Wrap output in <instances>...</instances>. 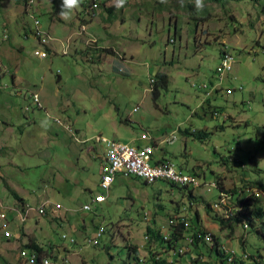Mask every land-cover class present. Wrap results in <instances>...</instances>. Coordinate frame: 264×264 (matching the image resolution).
Here are the masks:
<instances>
[{
	"label": "rangeland",
	"instance_id": "obj_1",
	"mask_svg": "<svg viewBox=\"0 0 264 264\" xmlns=\"http://www.w3.org/2000/svg\"><path fill=\"white\" fill-rule=\"evenodd\" d=\"M85 1L90 0L69 8L63 0H34L31 7L22 0H0V132L7 125L13 130L4 139L0 135L1 144L8 147L0 153V171L31 207L45 200L51 203L45 215L41 216L47 205L37 208L38 215L25 213L23 224L16 216L20 223L9 225L14 216L9 208L15 201L0 179V264H32L26 261L28 252L26 260H16L27 243L24 229L39 241L69 247L73 254L64 263L60 252L46 264H135L127 248L143 244L137 250L138 258L144 256L141 263L153 252L165 264H173L169 255L149 245L157 242L147 228L160 233L153 227L166 224L168 241L175 223L172 216L192 226L197 225L195 213L198 229L207 230L203 224L218 226L206 204L214 207L220 202L221 194L214 189L219 175L227 191L248 181L257 190L264 185V0H124L123 5L120 0H95L110 12L97 7L91 18L83 14ZM33 18L49 37L45 60L33 56L40 47L33 36ZM83 20L88 22L86 33L80 34ZM226 49L233 64L220 82V52ZM158 73L167 75L169 82L153 99L150 82ZM202 85L208 86L209 97L199 89ZM39 88L41 109L31 98ZM206 99L217 117H211ZM185 129L206 130L209 135L200 141L179 132ZM146 134L158 145L155 158L166 157L183 173L197 177L200 186L191 190L194 200H187L188 191L162 181L143 185L119 176L106 200L93 204L96 195L105 194L99 187L104 150L97 138L134 145ZM172 134L173 143H161ZM245 192L257 199L254 208L261 211H253V220L261 228L264 192ZM230 202L231 198L232 208ZM85 204L90 211H82ZM54 206L59 210L53 211ZM55 212L67 213L75 227L84 222L85 239L94 237L99 227L105 232L96 246L83 244L74 227L49 221ZM232 229L231 235L228 230H212L225 259L230 246L237 254L264 261V239L255 229L244 230L240 223H232ZM3 231L20 238L6 241L9 232L7 236ZM62 234L75 243L62 240ZM208 248L201 246L200 253L206 256Z\"/></svg>",
	"mask_w": 264,
	"mask_h": 264
},
{
	"label": "built area",
	"instance_id": "obj_2",
	"mask_svg": "<svg viewBox=\"0 0 264 264\" xmlns=\"http://www.w3.org/2000/svg\"><path fill=\"white\" fill-rule=\"evenodd\" d=\"M34 4V0H25V6L31 7ZM98 6L95 4H85V7L83 9V14H90V18L95 15V9ZM32 17V16H31ZM33 25H34V31L33 36L37 39L38 44L40 45L39 48L34 49L33 56L39 59H45L49 56V51L47 49V44L49 42V37L44 36V31L40 29V24L37 19L33 18ZM86 25L87 24H81L80 28V34L86 33ZM92 37V36H91ZM7 39L4 36V40ZM86 46V45H85ZM97 48V45H94V48ZM64 55L67 54V50L62 51ZM233 64V56L232 54L226 50L221 51V64L218 65L219 68H221V78H217L218 81H222V75L223 73H229L232 69ZM154 81L151 80L150 85ZM199 89L205 91V97H209L211 95L210 91L208 90L207 85L199 86ZM33 104L37 108H42V105L40 104L39 98L37 94H32L31 96ZM27 109V108H26ZM214 117L218 116V113L215 112ZM226 118V117H224ZM57 123H60L57 121ZM176 137L174 135V138H166L164 139V143H173L175 141ZM97 142L102 144L104 148V158L101 163L100 167V181H99V187L101 190L105 192V194H98L92 199L93 204H100L103 203L106 200V196L111 188V185L115 181V179L118 176H122L125 178H135L143 181L147 185H152L158 181H162L174 186L178 187H190L193 188L192 185V178H197L195 175H189L183 173L182 170H179L175 167V165L170 162H161L160 164H152V167H144V160H152V153H153V147L151 145L143 146L141 148L134 147L130 144L122 143L115 140H108L106 138H97ZM109 144H126V152L124 154H117V159H109L108 156V145ZM213 187L208 188V191L211 190ZM243 190V189H242ZM240 191V190H238ZM237 191V193H238ZM227 198H234L232 194H229L227 190L224 191V201L223 206L227 207ZM50 207V204L45 207L46 209ZM58 207H55L57 209ZM90 205L85 204L82 206V211H90ZM211 210L218 214L219 209H214L211 205ZM16 216H23V223L25 222V213H31L35 212L36 209H30L29 204L22 205L18 211H12ZM237 212V209L235 210ZM234 213H230V216L233 217L235 215ZM4 213V212H3ZM45 214H41L43 216ZM145 219L148 217V213L145 212ZM242 228L244 230H248L244 225H242ZM174 228V227H173ZM105 232V229L103 227H99L95 236L89 239L83 240V244L86 245H92L96 246L98 239L102 236V234ZM161 236L162 240L167 241V235H165V225L161 226ZM195 236L200 238L201 242L206 244V235L204 233L199 234L197 233ZM13 235L9 233V237L7 239L12 238ZM61 239L64 241H68L70 244L75 243V239L68 237L66 234L61 235ZM145 241H148V237L146 236ZM195 242L194 235H189V241H180L175 249L170 253L172 257H178L180 255H184L189 251H183V243H191V248L193 247V244ZM207 245V244H206ZM211 247V245H207ZM250 255H247L245 253L237 254L233 248L228 246V259L224 260V263L231 264L232 262H236L237 259H245V264H255L260 263L264 264V261H261L257 256H252V259L249 258ZM28 258H31L34 262L36 261L35 256L29 255ZM159 258L154 257V260H158ZM173 259V258H171ZM48 260V258H47ZM138 263H141V260H138ZM40 264H46V263H40Z\"/></svg>",
	"mask_w": 264,
	"mask_h": 264
},
{
	"label": "trees",
	"instance_id": "obj_3",
	"mask_svg": "<svg viewBox=\"0 0 264 264\" xmlns=\"http://www.w3.org/2000/svg\"><path fill=\"white\" fill-rule=\"evenodd\" d=\"M25 2V0H22ZM213 1V0H210ZM216 1V0H215ZM86 2L90 3V4H96L98 7H102L104 8L107 12H110L109 9L105 8L104 5L100 2L97 3L95 0H90V1H85L82 5L83 7H85ZM87 23L85 20H83V24ZM97 43V42H96ZM95 43V44H96ZM221 55V52H220ZM154 82L151 84V94H152V98L153 99H157L159 96V92L160 89H167L168 86V77L165 74H161L158 73L156 75V79L153 80ZM207 106L208 109H210V114L211 117H214V113L217 111L216 109H212L208 103V100L206 99L204 101ZM183 135H188L193 137L194 139L200 140V141H205L208 138V132L206 130H191V129H185L183 131H180ZM245 180V179H243ZM247 181V180H245ZM215 185L217 189L218 193L220 192L221 195H224V191L227 190L224 188L223 185V178H220L219 176H217L216 181H215ZM249 185H241V187H235V189L232 190H228L227 192L229 194H232L234 198H231V202L230 205L232 208L229 207V204H227L226 206H223L221 208H219L218 210V214L214 213L211 210V205L210 204H206V212L212 216V218L214 219V222H216L219 226V230L223 231V230H228L229 235L232 234L233 229H232V223H240V224H247L248 228L247 229H255L256 233L262 237L264 239V226L261 228H256L254 226V222L255 220H253V214H254V210H256L255 204L253 203L254 201H256L257 199H255V196H249V194H247L245 192L246 189H250V190H255L256 188L253 187L252 185H250V182H247ZM244 184V183H243ZM171 185V184H170ZM174 186V185H171ZM180 190H184V191H188V193L186 194V198L187 200H189L191 202V200H194L193 198V193H192V189L190 187H178V186H174ZM247 187V188H246ZM260 188L258 189L261 192H264V185H260ZM246 188V189H245ZM243 189V190H242ZM245 189V190H244ZM240 190V191H238ZM9 193L11 194V196L17 200V205L16 206H22L24 204V200H22L21 198L18 197V195L11 189H8ZM238 191V193H237ZM230 198H228L229 201ZM234 204V205H233ZM158 207H161L160 205H158ZM214 208V207H213ZM215 209V208H214ZM237 209V212H235V210ZM253 209V210H252ZM228 211V218L226 217V213ZM257 213L255 215H258L260 213V209L258 208ZM173 212L177 213V210L174 209ZM235 215L233 217L230 216V213H234ZM212 213V214H211ZM175 217L174 221V226H172L171 230V236H170V240L168 241H164L162 240V236H161V232H155L150 228L146 229L147 234L150 236V239L159 243V246L162 247V252H165L167 255H169V258H175L172 257L170 255V253L175 249V247L177 246V244L180 241H186L188 239V236L190 234L194 235V239L195 242L193 244V249H200L201 246L206 245L204 243H200L201 240L200 238H198L197 236H195L197 233L202 234L204 233L205 235V230H200L198 229L197 225H192L190 226L188 224L187 221L184 222V218L183 217H178L177 216H172ZM194 220L196 221V223L198 222V215L195 213L194 214ZM172 224V222H171ZM244 225V224H243ZM245 226V225H244ZM174 227V228H173ZM207 231V230H206ZM212 233V232H211ZM207 235V234H206ZM213 236H211V243L210 244L212 249L216 250V257H217V263L220 264H225L224 260V253L223 251L220 249L221 248V244L219 243L218 238L215 236V234H212ZM20 236V235H19ZM242 245H243V240H242ZM185 244V243H184ZM209 245V244H207ZM23 248L21 249V253L25 251H28L29 255L35 256L36 261L34 262L31 258H29V260H26V256L24 257V259L32 264H40V263H44V261L47 259L44 257H48V250H45V247L41 246L40 244L36 243L33 239H28L27 243H25L23 246ZM129 253H132V251L134 252L135 258L134 260L136 262H138V258H137V252H136V247H129L127 248ZM160 251V252H161ZM151 257H149L148 261L152 262V264H165L164 260H154V253L150 252ZM181 256V255H180ZM197 257H195L194 259L190 260L187 264H208L207 261H205L203 259V257H201V254H196ZM156 257V256H155ZM178 258V257H177ZM250 259H252V256L249 257ZM141 260V259H139ZM173 261H176V259H173ZM21 262V260H20ZM48 262V261H47ZM174 263V262H173ZM231 264H245L243 259H237L236 262H232ZM255 264H260V263H255Z\"/></svg>",
	"mask_w": 264,
	"mask_h": 264
},
{
	"label": "crops",
	"instance_id": "obj_4",
	"mask_svg": "<svg viewBox=\"0 0 264 264\" xmlns=\"http://www.w3.org/2000/svg\"><path fill=\"white\" fill-rule=\"evenodd\" d=\"M103 4V3H102ZM105 7H106V5L105 4H103ZM79 16V15H78ZM79 19V18H78ZM88 23V22H87ZM87 23H85V24H87ZM97 39H99V38H96V40ZM100 40V39H99ZM97 41H95L94 43H96ZM98 48H100V49H102L100 46H97ZM47 49L49 50V48L47 47ZM103 49H106V48H103ZM39 59V58H38ZM45 59H47V58H45ZM45 59H43V60H45ZM39 60H42V59H39ZM15 77H13V82H14V84H15ZM40 89V88H39ZM42 92V89H40V91H35L34 93H32V94H37L38 95V98H39V101H40V94H42L41 93ZM6 110L7 111H9V113H11L10 112V108H8V106H6ZM12 120V119H11ZM8 133L10 136H11V134H13V130H12V128L9 126V125H7L6 126V129L4 130V131H2V132H0V135L2 136L3 135V139H4V134L5 133ZM172 137H174V135L172 134ZM171 137V138H172ZM169 138V137H168ZM150 142V143H149ZM152 143V144H151ZM161 143H164V139L161 141ZM126 144H128V143H126ZM126 144H124V145H126ZM148 145H151L152 147H153V152H154V150H156V148H157V143H155L154 142V140L152 141V138H150V136L148 135V134H146L145 135V137H141L140 138V142H138L137 144L135 143L134 145H132V146H134V147H139V148H141V147H143V146H148ZM8 149V147L5 145V144H1V142H0V153L3 151V149ZM92 149H94L93 147H91ZM102 148V150H104V148H103V146L101 147ZM108 152H109V148H108ZM103 158H104V153H103V156H102V161H103ZM102 161H101V163H102ZM166 161H169V159L168 158H166V157H161V158H155L154 156H153V153H152V160H151V162H150V164L152 165H155V164H160L161 162H166ZM3 167V165H1V163H0V170H1V168ZM179 170H182L181 168L179 169ZM99 174H100V172H99ZM119 177V176H118ZM204 177V176H203ZM219 177L220 178H222L220 175H219ZM0 179H3L2 178V173H1V171H0ZM131 179H134V180H136V181H139L141 184H143V185H147V184H145L143 181H141V180H139V179H135V178H131ZM195 179V178H194ZM4 180V179H3ZM5 181V180H4ZM6 182V189H7V191H8V189H11V190H13L17 195H18V197L19 198H21L22 200H24L20 195H19V193L15 190V189H13L12 187H11V185H9V183L7 182V181H5ZM223 185H224V188L225 189H228L227 188V186L224 184V178H223ZM229 187V186H228ZM247 190V189H246ZM245 190V191H246ZM256 191H259V190H252V192L254 193V192H256ZM9 192V191H8ZM261 192V191H260ZM262 193V192H261ZM217 195H218V192H217ZM249 196H252V193H250L249 194ZM106 198H107V196H106ZM14 199V198H13ZM14 205H13V207L12 208H9V210H11V211H18V209L20 208V206H16L17 205V200H15L14 199ZM43 202V203H42ZM42 202H40L37 206H35V207H31V208H33V209H36L37 210V208L38 209H40L39 207L41 206V207H44V205H51V203L48 201V200H45V201H42ZM24 204H28L26 201H24ZM23 204V205H24ZM30 208V209H31ZM53 211H58L59 209H55V206H54V208H51ZM35 213V212H34ZM3 213L2 212H0V216L2 215ZM29 214H31V213H29ZM29 214H28V216H29ZM36 215H38L39 213L38 212H36L35 213ZM44 214H46V212L44 213ZM17 218L18 219H20V221L22 222V218L23 217H21V216H17ZM171 218V217H170ZM5 220H6V216H5V218H4ZM27 219H28V217H27ZM14 221H16V222H19L17 219H16V217H15V215L13 216V219H11L10 220V222H8L7 221V223H9V225H11V224H13L14 223ZM49 221H51V222H53V223H56V225L57 226H62L63 224H66L67 226H69V227H74L73 229H75L74 231H76V233L78 234V238H82L83 240H84V237H82V234H83V228H85L86 229V225H85V223L84 222H82V223H77L76 224V227L75 226H73L72 225V223H71V221H69V217H68V215H67V213H64V214H59L58 212H55V213H53V216L51 217H49ZM6 223V224H7ZM20 223V222H19ZM21 224H23V222L21 223ZM199 224H200V221L199 222H197V225L199 226ZM160 225H162V224H159L158 226H160ZM37 226V225H36ZM153 227L154 229H158L159 228V230H161V226L160 227ZM203 226L207 229V230H210L209 232L208 231H206L205 230V232H208V233H210V234H213V232H212V230H213V228H219L218 226H215V225H205V224H203ZM21 227V229L23 228V225H21L20 226ZM38 227V226H37ZM37 227H36V230H37ZM167 227V225L165 224V228ZM19 228V227H18ZM79 228L81 229V230H79ZM152 228V227H151ZM84 229V230H85ZM7 232H9V231H3V234H6L7 235ZM24 232L27 234V236H25L24 238L28 241V239H33L36 243H38V244H40L41 246H43V247H45V250L47 249L48 250V254H49V256L48 257H44V258H48V260H49V262H50V258H51V256H53L54 255V258L55 259H57L58 258V254L60 253V252H63L65 255V257H64V263L65 262H67V259H68V256H70V255H73L72 253H71V251H70V249H69V247H67V246H64V245H61V246H57V245H54V243L53 242H51L50 240H45V241H39L38 239H37V237L35 236V235H33V234H31V233H28V232H26L25 231V229H24ZM212 232V233H211ZM9 233H11V232H9ZM12 235H13V237L12 238H10V239H7V238H4V236H2L3 238H4V240H6V241H9V240H13L14 242H17V240H19V238H20V236H19V234H13V233H11ZM67 235V234H66ZM144 239V238H143ZM188 239H189V236H188ZM187 241V240H186ZM157 244V243H156ZM156 244H149V245H154V250H157V252H160V250H162V247H160L159 245H156ZM144 245V244H143ZM143 245L141 246L140 245V248L141 247H143ZM145 245H147V244H145ZM149 245H147V247L149 246ZM184 245H188V243H185V244H183V247H185ZM144 247H146V246H144ZM188 251L189 252H187L186 254H184V255H181V256H178V258L177 257H175L176 258V261L173 263V264H187L190 260H192V259H194L195 257H197L196 256V254L198 253V254H201L202 256L201 257H203V259L205 260V261H207L209 264H217V257H216V250L215 249H212V247H209L208 249H207V251H208V254L205 256V255H203V253L201 252L200 253V250L199 249H193V247L191 248V245L189 246L188 245ZM139 247L138 248H136V252H137V250H139L140 249ZM22 249V248H21ZM21 249H20V251H21ZM147 250L149 251V249L147 248ZM19 251V253L16 255V260L18 261V263L20 262V256H22V257H25V253L26 252H28V251H25L24 250V252H20ZM143 253H144V255H146V256H148L147 255V251L145 252V251H143ZM131 255H136V254H134V252L132 251V253H129L128 252V257H130ZM214 256V257H213ZM143 257L144 256H140V258H138V256H137V258H138V260L139 259H141V260H143ZM156 258H159L158 256H156ZM145 259V258H144ZM172 260L173 259H169V262L170 263H172ZM245 260V259H244ZM144 263L145 264H152V262H149L148 261V259H145L144 260ZM50 264H52V263H50ZM63 264V263H62ZM135 264H140V263H138V262H136L135 261ZM249 264H251L250 262H249Z\"/></svg>",
	"mask_w": 264,
	"mask_h": 264
},
{
	"label": "bare ground",
	"instance_id": "obj_5",
	"mask_svg": "<svg viewBox=\"0 0 264 264\" xmlns=\"http://www.w3.org/2000/svg\"><path fill=\"white\" fill-rule=\"evenodd\" d=\"M224 74H228V73H223L222 77L224 76ZM220 77H221V69H220ZM108 148H109V159H117V154H124L126 152V145H124V144H109ZM150 162H151V160H144V167H152ZM192 185H193V187H199L200 186L199 183H197L194 178H192ZM214 186L216 187V185H214ZM223 201H224V195H221L220 202L218 204H216L214 206V208L219 209V208L223 207ZM227 204H228V198H227ZM225 213H226L225 218H228V216H229L228 211ZM206 242L207 243L212 242L211 236L209 234L206 235Z\"/></svg>",
	"mask_w": 264,
	"mask_h": 264
},
{
	"label": "clouds",
	"instance_id": "obj_6",
	"mask_svg": "<svg viewBox=\"0 0 264 264\" xmlns=\"http://www.w3.org/2000/svg\"><path fill=\"white\" fill-rule=\"evenodd\" d=\"M124 3V0H120V4L123 5ZM198 3H199V0H198ZM63 5L66 6V7H78L79 6V0H63ZM60 15L62 17H67L68 16V13L65 12V11H61Z\"/></svg>",
	"mask_w": 264,
	"mask_h": 264
}]
</instances>
